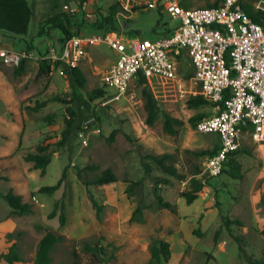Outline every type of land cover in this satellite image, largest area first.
<instances>
[{
    "label": "rangeland",
    "instance_id": "rangeland-1",
    "mask_svg": "<svg viewBox=\"0 0 264 264\" xmlns=\"http://www.w3.org/2000/svg\"><path fill=\"white\" fill-rule=\"evenodd\" d=\"M27 1L34 13L27 34L0 33V49L26 54L19 75L14 66L0 60V194L20 195L32 205V211L10 215V207L0 197V253L14 245L20 258L14 264H34L38 242L51 230L63 237L51 251V264H90L93 258L84 249L86 244L103 248V262L99 264H145L154 237L169 243L170 258L164 264H251L248 258L264 264V142H253L246 132L243 134L238 155L241 179H233L224 171L216 176L204 172L207 156L199 153L218 147L220 138L217 133H199L191 121L194 116H208L215 111L211 104L188 105V99L199 94V88L184 52L175 78L147 81L159 108L153 125L146 124L142 95L145 85L137 78L123 92L104 87L101 75L116 59L104 44L88 47L78 65L85 84L83 88L76 86V93L86 100L93 89L102 88L104 92L88 105L70 102L73 92L64 68L49 69L50 73L40 78L36 75L42 62L48 65L49 49L61 36L56 29L39 34L43 22L54 13L67 14L71 23L80 25L73 29L87 35L97 33L95 24L111 6H117L116 26L124 37L149 40L169 35L180 21L161 7L149 8L147 0H87L83 10L76 0ZM258 1L242 3L254 10L253 4ZM179 2L193 8L206 0ZM57 96L62 100L55 99ZM68 106L77 110L80 129L60 148L57 142L65 128ZM165 113L182 120L177 134L163 130ZM44 146L52 155L42 174L24 156ZM146 154H169L167 163L181 176H170L153 161L143 160ZM143 161L151 166L149 174L144 171ZM90 165L96 168L85 172V180L109 168L117 181L84 185L76 167ZM66 166L61 185L53 193L40 192L41 187L57 184ZM196 168L200 170L197 178L205 183L204 191L187 203L180 194L190 189L189 180ZM128 182H139L132 196L125 191ZM155 185L171 207L158 205L153 194ZM138 203L144 206L143 221L137 217L130 220ZM61 207L63 225L58 219ZM52 212L54 216L50 217ZM223 217L239 224L226 226ZM0 264L8 263L0 259Z\"/></svg>",
    "mask_w": 264,
    "mask_h": 264
},
{
    "label": "built area",
    "instance_id": "built-area-1",
    "mask_svg": "<svg viewBox=\"0 0 264 264\" xmlns=\"http://www.w3.org/2000/svg\"><path fill=\"white\" fill-rule=\"evenodd\" d=\"M218 1L215 7L185 8L179 0H147L149 8L161 7L180 21L172 33L154 40L124 37L120 30L72 35L61 47H50L48 68L78 67L88 47L104 44L116 59L101 81L123 92L139 74L148 82L175 78L184 52L198 93L215 111L195 125L199 133L219 135L218 149L203 166L207 175L216 176L245 132L253 142H264V26L247 15L243 0ZM253 5L264 12V0ZM25 58L23 52L0 49V60L9 66Z\"/></svg>",
    "mask_w": 264,
    "mask_h": 264
},
{
    "label": "trees",
    "instance_id": "trees-1",
    "mask_svg": "<svg viewBox=\"0 0 264 264\" xmlns=\"http://www.w3.org/2000/svg\"><path fill=\"white\" fill-rule=\"evenodd\" d=\"M87 0H76L77 6L79 9L83 10L84 5ZM219 3L218 0H206L205 4L200 7H215ZM182 5V4H181ZM183 6V5H182ZM184 7V6H183ZM243 10L247 13V15L254 21L258 22L262 26H264V12L255 11L251 8L244 7L242 3ZM118 12L117 6H111L108 10V13L105 16H101L100 20L95 24L94 30L96 32H103L109 30H119L116 26V14ZM33 9L27 0H0V33L3 35L10 36H22L27 34V30L29 27V23L33 17ZM80 27L79 24L71 23L70 19L67 17L65 13H54L49 16L42 24L39 29V34H48L49 30L56 29L60 31L61 36L55 40V45L57 47H61L62 44L67 40L70 36L80 34L79 30H74L73 28ZM30 49V47H28ZM25 59L21 60L20 64L15 67V73L17 75L21 74L24 70ZM42 64L39 66L38 71L36 73L37 77L40 78L42 76H46L50 73L48 65ZM59 65V64H57ZM66 75L70 80V85L72 87L73 92V100L70 99L71 103L78 101L81 104L88 105L90 101L97 99L102 96L103 89L96 88L92 91L88 92L87 99L84 100L82 95L76 93V86L83 88L85 84V79L82 71L79 67H71L68 68L63 66ZM139 82L145 85L142 89V95L145 100V108L147 111L146 116V124L153 125L155 120L157 119V115L159 113V108L157 101L155 100L150 88L147 85V80L142 77L140 74L137 78ZM106 87V86H104ZM55 99L62 100L61 97L57 96ZM65 103H70L64 100ZM210 104L208 100H206L200 94H195L188 99V105L190 107H200ZM67 118L65 119V128L61 133V138L57 142V146L62 148L67 145V143L72 138L73 134L80 129V119L78 116L77 110L73 106H68L67 108ZM201 114L194 116L191 118V121H194L195 124L198 120L203 118ZM183 124L182 120L170 116L168 114H164V124L163 130L170 134L175 135L178 132V127ZM114 132L111 135L113 137ZM110 138V139H111ZM240 147V146H239ZM237 148L236 150L230 152L223 164L222 171H224L228 176L233 179H241L243 177L242 165L238 160V155L241 153L242 149ZM218 147L213 148L212 150H202L199 155L209 156L216 152ZM51 152L47 151V147H40L36 153L29 152L25 154L24 159L26 162L32 163V167L34 169H40L41 173L44 174L47 165L51 161ZM143 160H151L157 166H159L163 172L170 176L180 177L181 175L176 170V168L167 163V160L170 158L169 154L162 155H152L146 154L142 157ZM143 167L146 174H149L151 171V166L148 161H143ZM96 168V165L85 166L77 169V177L79 180H82V183L86 186L89 185H103L108 183H113L117 181L116 175L112 172L111 169L106 168L101 171V173L95 175L90 180H85V172L88 170H92ZM67 166L64 168L62 177L59 179L57 184L53 186H44L40 188V192L45 193H53L62 183L66 175ZM200 173V170L197 168L194 170L190 177V189L184 190L181 192V197L185 198L187 203H192L194 200L199 198L204 191L205 183L197 178L196 175ZM139 182H128L126 187V193L128 196H132L134 194V186L138 185ZM153 194L157 199V203L163 207H171V204L165 201L160 195L159 188L157 185L154 186ZM0 197L8 204L10 207V215L22 216L32 211V205L28 202L23 201L22 197L16 193L8 192L4 195L0 194ZM57 207V204L56 206ZM143 210L144 206L142 203H138L130 220L137 219L139 221H143ZM55 211V210H54ZM54 216V212L50 215V217ZM59 222L61 225L64 224L65 215L63 208H60L59 214ZM224 224L226 226H230L231 224H239L237 220H228L223 217ZM264 233V229L262 230ZM63 240L62 235H56L53 231L47 230L44 236L40 239L36 249V255L34 259V264H51L52 257L51 251L56 243H59ZM84 249L91 253L93 258V262L90 264H99L102 263L103 260L100 257L101 251H103L102 247L99 246H91L86 244ZM240 251H242V247L240 246ZM149 259L145 264H164L169 261L170 258V247L169 243L162 239L161 237H154L151 240L149 246ZM0 259L5 260L8 264H14V262L19 261L20 258L16 252H14V245L10 246L7 252L0 253ZM251 264H255V260L249 259Z\"/></svg>",
    "mask_w": 264,
    "mask_h": 264
}]
</instances>
